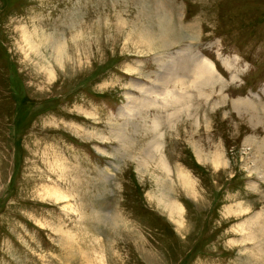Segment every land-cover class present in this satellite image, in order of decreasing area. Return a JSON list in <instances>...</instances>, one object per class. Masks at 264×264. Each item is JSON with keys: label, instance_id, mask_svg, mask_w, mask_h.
I'll list each match as a JSON object with an SVG mask.
<instances>
[{"label": "rangeland", "instance_id": "rangeland-1", "mask_svg": "<svg viewBox=\"0 0 264 264\" xmlns=\"http://www.w3.org/2000/svg\"><path fill=\"white\" fill-rule=\"evenodd\" d=\"M0 264H264V0H0Z\"/></svg>", "mask_w": 264, "mask_h": 264}, {"label": "bare ground", "instance_id": "bare-ground-1", "mask_svg": "<svg viewBox=\"0 0 264 264\" xmlns=\"http://www.w3.org/2000/svg\"><path fill=\"white\" fill-rule=\"evenodd\" d=\"M164 24V23H163ZM165 25V24H164ZM167 25V24H166ZM25 36H27V35H24L23 36V38H24V42H26L27 44H29L30 43V45H31V43L32 44H34L33 42H29L28 41V39H26V37ZM28 37V36H27ZM43 37H44V35H43ZM47 37V36H46ZM36 38V37H35ZM49 38L51 39V36H49ZM38 40H39V38H38ZM41 41V40H40ZM54 43V42H53ZM45 45V44H44ZM54 45V44H53ZM32 48H33V46H31ZM54 48H55V46H54ZM61 50V49H60ZM58 53H59V51H58ZM62 53V52H61ZM57 54V53H56ZM63 54V53H62ZM61 56V55H60ZM59 56V59L61 58L62 59V57H60ZM58 58V57H57ZM200 58H202V60H204V62L205 63H207L208 64V68L210 69L211 68V70L212 71H214V73H215V69H214V66L209 62V61H207L206 60V58H204V57H201L200 56ZM58 59V61H60ZM55 60V59H54ZM47 65V64H46ZM210 66V67H209ZM45 70V69H44ZM51 73V72H50ZM47 74V73H46ZM174 93V92H173ZM176 93V92H175ZM166 94H169L168 92L166 93L165 92V95ZM175 95V94H174ZM178 97V96H177ZM174 98H175V96H174ZM130 101H132V99L130 100ZM131 105H133V104H131ZM133 107V106H132ZM123 115V114H122ZM153 127H154V129L156 130L157 129V127L159 126V124H160V121L158 120V119H154L153 120ZM115 139H117L118 140V146H119V144H120V141H122V142H124V137H121V136H119V134L117 133V135L115 134L114 136H113ZM161 137V136H160ZM160 137H159V139H160ZM155 138H153L152 140H150V141H147V149L144 151V155L147 157V159L149 158V159H151V160H153L154 161V158H153V155H158V160L155 162L156 163V167H158L159 169H161V171H163L164 172V174H166V176L168 177L169 176V174H170V168L168 167V165H167V162L165 161V159H164V157H162V155L159 153V141L160 140H154ZM197 155H198V153H197ZM198 158H199V156H198ZM146 164V161L144 162V161H140V160H137V170L138 171H141V167L143 166V165H145ZM140 173V172H139ZM189 179H186L185 177H183L182 176V181H183V187L184 188H186L187 187V185L192 189V183L190 184V180L188 181ZM162 185H164V184H162ZM165 186V185H164ZM182 186V185H181ZM165 188V187H164ZM164 188H162L161 189V193L158 195V197L159 198H157V204L159 205V206H161L162 207V209L164 210V211H166V213L168 214V216L172 219V220H174V221H176V223L177 224H179L180 225V223L178 222V220H175V218H178V216L180 215V211H181V208L177 205V203L175 204V201H173V199H172V197L170 196V194H169V192H170V187L168 188L167 187V190H165ZM188 188V187H187ZM192 191V190H191ZM254 221V220H253ZM252 221V222H253ZM241 228H242V226H241ZM241 231L242 232H244V229L242 228L241 229ZM259 246V245H258ZM262 247V246H261ZM263 252V251H262ZM263 254V253H262Z\"/></svg>", "mask_w": 264, "mask_h": 264}]
</instances>
